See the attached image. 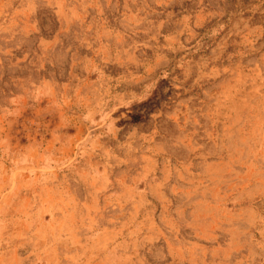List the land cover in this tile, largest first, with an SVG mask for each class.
Here are the masks:
<instances>
[{"label": "rangeland", "instance_id": "374dc122", "mask_svg": "<svg viewBox=\"0 0 264 264\" xmlns=\"http://www.w3.org/2000/svg\"><path fill=\"white\" fill-rule=\"evenodd\" d=\"M0 264H264V0H0Z\"/></svg>", "mask_w": 264, "mask_h": 264}]
</instances>
